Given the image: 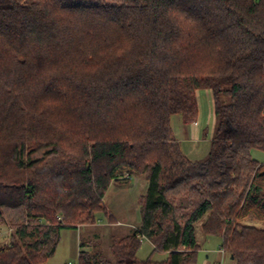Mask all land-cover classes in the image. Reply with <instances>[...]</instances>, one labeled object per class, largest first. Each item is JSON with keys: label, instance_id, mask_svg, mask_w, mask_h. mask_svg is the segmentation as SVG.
Instances as JSON below:
<instances>
[{"label": "trees", "instance_id": "obj_1", "mask_svg": "<svg viewBox=\"0 0 264 264\" xmlns=\"http://www.w3.org/2000/svg\"><path fill=\"white\" fill-rule=\"evenodd\" d=\"M203 89L217 124L193 161L171 120L194 123ZM254 150L264 0H0V264H45L100 211L115 224L107 190L138 175L140 226L113 237L114 261L81 243L79 264H196L198 224L236 264H264V226L245 223L264 225ZM145 240L168 259H140Z\"/></svg>", "mask_w": 264, "mask_h": 264}, {"label": "rangeland", "instance_id": "obj_2", "mask_svg": "<svg viewBox=\"0 0 264 264\" xmlns=\"http://www.w3.org/2000/svg\"><path fill=\"white\" fill-rule=\"evenodd\" d=\"M225 99V98H224ZM197 101L199 105V117L192 124H185L180 114L174 115L171 124L177 140V148L188 155L193 161L205 160L211 150L212 139L216 130L215 103L210 90H199L197 92ZM175 148L177 151L178 149ZM253 155L261 161H264V153L254 150ZM131 184L128 186H119L111 184L107 190L104 203L109 211L114 215L115 220H121L123 224L110 225L108 217L103 211L97 213V224L82 226L81 229H63L61 231V240L55 254L47 260L45 264H79L80 240L85 243L84 249L89 253L96 251L104 254L105 257L115 260L111 250L113 237H123L131 233L140 226L141 212L139 199L146 192V176H134L128 180ZM246 224L263 227L259 222L245 221ZM12 229L9 226L0 227V244L10 243ZM210 252L199 251L196 264H205L207 254L210 259L213 252L221 249L222 238L220 236H206V242L202 244ZM140 259L151 258L154 261H165L168 259V253L155 251L152 243L144 241L138 251ZM226 264H236L228 258Z\"/></svg>", "mask_w": 264, "mask_h": 264}, {"label": "crops", "instance_id": "obj_3", "mask_svg": "<svg viewBox=\"0 0 264 264\" xmlns=\"http://www.w3.org/2000/svg\"><path fill=\"white\" fill-rule=\"evenodd\" d=\"M116 221H118L119 222V225L120 224H123L122 222H121V220H116ZM79 229H81V228H79ZM78 229V230H79ZM197 240H198V243L200 244V246H201V250H203L204 252H210V254H211V252H212V250H206L205 248H203V243H205L206 242V236H205V234H203V232H202V229H201V224H198L197 225ZM149 242V241H148ZM82 243V240H80V244ZM151 243V242H150ZM207 258L209 259V260H206L205 261V264H218V263H222V264H226V260L229 258L228 256H227V254L225 253V252H223L221 249L218 251V252H213V255L211 256V259H210V255H209V253L207 254Z\"/></svg>", "mask_w": 264, "mask_h": 264}, {"label": "built area", "instance_id": "obj_4", "mask_svg": "<svg viewBox=\"0 0 264 264\" xmlns=\"http://www.w3.org/2000/svg\"><path fill=\"white\" fill-rule=\"evenodd\" d=\"M68 264H73V263L70 262V263H68Z\"/></svg>", "mask_w": 264, "mask_h": 264}, {"label": "water", "instance_id": "obj_5", "mask_svg": "<svg viewBox=\"0 0 264 264\" xmlns=\"http://www.w3.org/2000/svg\"><path fill=\"white\" fill-rule=\"evenodd\" d=\"M232 258H233V256H232Z\"/></svg>", "mask_w": 264, "mask_h": 264}]
</instances>
